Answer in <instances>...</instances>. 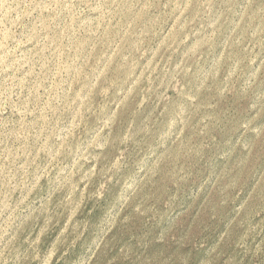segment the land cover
<instances>
[{
    "label": "rangeland",
    "instance_id": "1",
    "mask_svg": "<svg viewBox=\"0 0 264 264\" xmlns=\"http://www.w3.org/2000/svg\"><path fill=\"white\" fill-rule=\"evenodd\" d=\"M0 264H264V0H0Z\"/></svg>",
    "mask_w": 264,
    "mask_h": 264
}]
</instances>
